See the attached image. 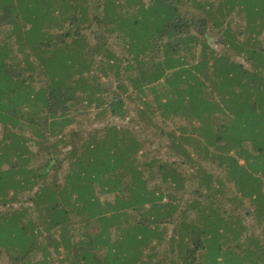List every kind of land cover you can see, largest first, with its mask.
<instances>
[{
    "label": "trees",
    "instance_id": "16d2710c",
    "mask_svg": "<svg viewBox=\"0 0 264 264\" xmlns=\"http://www.w3.org/2000/svg\"><path fill=\"white\" fill-rule=\"evenodd\" d=\"M0 131V264H264V0H0Z\"/></svg>",
    "mask_w": 264,
    "mask_h": 264
},
{
    "label": "rangeland",
    "instance_id": "374dc122",
    "mask_svg": "<svg viewBox=\"0 0 264 264\" xmlns=\"http://www.w3.org/2000/svg\"><path fill=\"white\" fill-rule=\"evenodd\" d=\"M113 43V42H112ZM115 44V43H113ZM215 49H218L216 45L213 46ZM237 62H241V60H237ZM134 114H135V111H134V106L132 104L129 105V110H128V114L126 116V119L124 121L122 120H118V119H115V120H107L105 121L106 123H110V124H116V125H125L127 122H129V120L131 118H134ZM94 128H98L97 125L94 124L93 127H89L88 130H92ZM1 132V131H0ZM148 134V133H147ZM142 136L145 138V133L142 134ZM154 148H158V146H156V144L153 146ZM161 150V149H159ZM5 209L4 208H0V211H4ZM2 264H7L6 262H2Z\"/></svg>",
    "mask_w": 264,
    "mask_h": 264
}]
</instances>
